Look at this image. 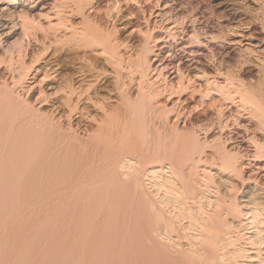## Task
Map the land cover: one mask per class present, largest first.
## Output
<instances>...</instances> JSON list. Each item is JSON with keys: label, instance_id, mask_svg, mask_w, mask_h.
Instances as JSON below:
<instances>
[{"label": "bare ground", "instance_id": "6f19581e", "mask_svg": "<svg viewBox=\"0 0 264 264\" xmlns=\"http://www.w3.org/2000/svg\"><path fill=\"white\" fill-rule=\"evenodd\" d=\"M57 1L0 49V264H264V188L198 135L228 107L264 132V66L154 79L162 0ZM49 57L35 105L22 92ZM37 242L49 263L29 261Z\"/></svg>", "mask_w": 264, "mask_h": 264}, {"label": "rangeland", "instance_id": "374dc122", "mask_svg": "<svg viewBox=\"0 0 264 264\" xmlns=\"http://www.w3.org/2000/svg\"><path fill=\"white\" fill-rule=\"evenodd\" d=\"M58 4L57 0L0 1V49H7L20 37V13L26 12L45 24ZM257 5L253 0H162L148 19L154 38L153 54L150 55L151 77H166L168 82L176 83L180 79L178 70H181L185 77L193 78L198 86L203 82L196 77L202 72H207L218 82H224L230 71L242 63L244 69L258 71L257 75L260 76L259 70H263L264 66V27L263 23L261 25L264 10L262 4ZM259 65L262 67L259 68ZM56 68L50 57L44 60L40 70L26 84L31 86L30 91L22 92L23 95L37 105L41 88L52 93L49 82L38 83L45 73H52ZM160 74L162 77H159ZM50 105L48 103L44 108L48 109ZM231 111L232 108L228 107L222 118L211 113L201 123L198 135L203 142L222 146L239 155L244 176L248 179L244 191L262 189L264 156L258 149L264 146V132L249 115L233 120ZM212 152V149H207L208 154ZM47 244L48 250L41 249L42 243H34L32 246L36 248H31L29 261L39 263V260L47 259L49 263L52 245ZM23 251V254L27 253V250Z\"/></svg>", "mask_w": 264, "mask_h": 264}]
</instances>
